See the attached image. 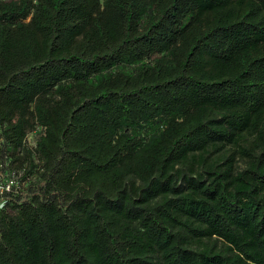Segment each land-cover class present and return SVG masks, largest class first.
<instances>
[{
    "label": "trees",
    "instance_id": "1",
    "mask_svg": "<svg viewBox=\"0 0 264 264\" xmlns=\"http://www.w3.org/2000/svg\"><path fill=\"white\" fill-rule=\"evenodd\" d=\"M0 170V264H264V0H0Z\"/></svg>",
    "mask_w": 264,
    "mask_h": 264
},
{
    "label": "built area",
    "instance_id": "2",
    "mask_svg": "<svg viewBox=\"0 0 264 264\" xmlns=\"http://www.w3.org/2000/svg\"><path fill=\"white\" fill-rule=\"evenodd\" d=\"M43 130L42 127L36 126L33 131L27 133L24 138V144L30 149H34L37 136L40 132L42 133ZM22 175V171L6 170L2 172L0 170V208L4 206L10 196L24 195L22 193L23 187L29 178L21 181Z\"/></svg>",
    "mask_w": 264,
    "mask_h": 264
}]
</instances>
